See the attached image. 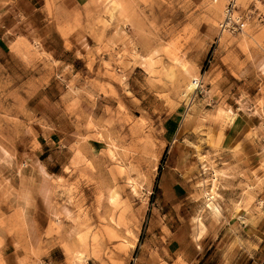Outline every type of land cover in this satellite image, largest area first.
Segmentation results:
<instances>
[{"label": "rangeland", "instance_id": "obj_1", "mask_svg": "<svg viewBox=\"0 0 264 264\" xmlns=\"http://www.w3.org/2000/svg\"><path fill=\"white\" fill-rule=\"evenodd\" d=\"M58 1L0 32V264H264V0Z\"/></svg>", "mask_w": 264, "mask_h": 264}, {"label": "crops", "instance_id": "obj_2", "mask_svg": "<svg viewBox=\"0 0 264 264\" xmlns=\"http://www.w3.org/2000/svg\"><path fill=\"white\" fill-rule=\"evenodd\" d=\"M25 1L27 4L24 7H22L20 5L18 7H15L16 10L4 9V10L0 11V32L3 36L8 32L9 33L18 32V31H14L15 28L17 27V24H19V23L30 24L29 22H31L30 25H31L32 32L35 35H38L39 40L37 43H39L40 45H41L40 40L44 41L45 40L44 38L52 36L53 32H55V34L60 33L57 26H56V23L59 20V18L60 17L62 18V16H63L62 12L65 10L64 4H62L61 2L58 1L56 6L53 9L54 12H49L45 6V0H25ZM254 10H256L254 12V19L261 22L263 17H264V13L257 10V7H254ZM7 11H9V13H11V17H13L12 23H6L5 21H3V19H1V18H3V15L5 13H7ZM36 12L39 13V17H38L39 22L35 25L34 22L32 23V21L34 20V14ZM22 16L26 20L25 19L22 20V18H21ZM27 18H28V20H27ZM261 24H263V23H261ZM259 27L260 26L258 25L255 28V31L258 30ZM59 35H61V34H59ZM16 37H24L25 38L26 35H25V33H22V32L15 33V37H13L10 41L15 40ZM0 39L2 40V38H0ZM62 44L64 46H66L64 41H62ZM55 59H57V58H55ZM236 73H235V75L237 77H239V79H242L243 75H239V74L237 75ZM240 86H241V84H240ZM241 117H242L240 119L241 124L240 125L235 124V128L239 126L240 130L243 129L245 126L244 125L245 124L244 117L243 116H241ZM233 121L235 122V120H233ZM255 205H257V203H255ZM240 213H242V215H244L245 218L247 219V222H245V225H247V223L249 225V232H248V236L246 238H248V240L250 241L251 244L255 245V246H251L248 248L250 251V255L257 256L258 258L260 257V261L264 262V203L262 206V212L261 213H259L258 210L255 209L253 205L250 206L249 210L245 209L243 211H240ZM235 217L236 218L238 217V212L232 213L229 218L230 219L233 218L236 221L238 218L236 219ZM236 223H238V225H240V222H238V220L236 221Z\"/></svg>", "mask_w": 264, "mask_h": 264}, {"label": "built area", "instance_id": "obj_3", "mask_svg": "<svg viewBox=\"0 0 264 264\" xmlns=\"http://www.w3.org/2000/svg\"><path fill=\"white\" fill-rule=\"evenodd\" d=\"M236 2L235 0H228L226 5H225V9H224V17L222 19V21L219 23V27L222 30L223 28H227L229 30H237V29H243V25H244V19L242 17V15H238L236 16V18H233L231 20L228 21L229 19V14L231 12V10H233V8L235 7ZM195 83L198 85L200 84V80L199 78H197L195 80ZM263 141H264V135H263Z\"/></svg>", "mask_w": 264, "mask_h": 264}, {"label": "bare ground", "instance_id": "obj_4", "mask_svg": "<svg viewBox=\"0 0 264 264\" xmlns=\"http://www.w3.org/2000/svg\"><path fill=\"white\" fill-rule=\"evenodd\" d=\"M232 11H233V10H231V12H230V14H229V19H228L227 22H229V20L232 19V18H231ZM224 30H225V28L222 29V32H223ZM211 190H212V189H211ZM208 199H210V198H208ZM208 204H209L211 207L213 206L211 202H209ZM213 207H214V206H213ZM213 209H214V208H213Z\"/></svg>", "mask_w": 264, "mask_h": 264}]
</instances>
